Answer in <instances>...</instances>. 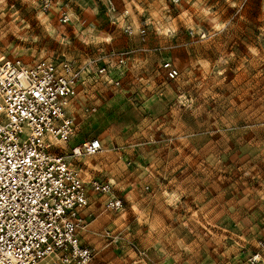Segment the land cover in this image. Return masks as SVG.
<instances>
[{"label":"rangeland","instance_id":"rangeland-1","mask_svg":"<svg viewBox=\"0 0 264 264\" xmlns=\"http://www.w3.org/2000/svg\"><path fill=\"white\" fill-rule=\"evenodd\" d=\"M113 1L108 15L104 0H0V57L95 60L120 76L102 86L92 73L84 103L111 105L79 114L106 132L86 158L122 202L101 204L91 263L248 264L264 240V0ZM126 51L121 67L108 58Z\"/></svg>","mask_w":264,"mask_h":264},{"label":"built area","instance_id":"built-area-1","mask_svg":"<svg viewBox=\"0 0 264 264\" xmlns=\"http://www.w3.org/2000/svg\"><path fill=\"white\" fill-rule=\"evenodd\" d=\"M41 1L45 10L52 6V0ZM103 6L108 15L117 11L113 0H104ZM58 20L68 23V12L60 11ZM124 32L131 34V26H124ZM128 53L108 58L121 67ZM109 67L95 60L76 65L42 58L28 64L0 57V264H91L94 250L80 239L92 221L90 213L84 214L87 191L105 196L104 210H121L109 182L84 180L72 163L100 153L98 138L71 147L67 154L61 151L74 134L67 110L77 88L92 73L119 85L111 80ZM162 67L168 78L177 76L169 60ZM95 110L86 107L84 112ZM247 261L264 264V240Z\"/></svg>","mask_w":264,"mask_h":264},{"label":"crops","instance_id":"crops-1","mask_svg":"<svg viewBox=\"0 0 264 264\" xmlns=\"http://www.w3.org/2000/svg\"><path fill=\"white\" fill-rule=\"evenodd\" d=\"M112 65H113L112 63L109 64V66H110L109 68H112ZM114 73H113V75L111 74V80H113L112 77L115 80H118V78L120 76L116 74L117 72L114 71ZM89 79H91V78H89ZM89 79H87L84 84L80 85L77 88V95L70 102V105H69L68 110H67L68 114L74 119L75 126H74L73 136L69 139L66 146H63V152L65 154H67L69 152L71 147L79 145L82 142L89 140V139H92V138H98L102 145L105 143L104 139L106 138L105 137L106 132H100L99 135H95L94 132H92V131L89 132L88 130L84 129V124L81 125V121L79 120V118H80L79 114L80 113L83 114L84 109L86 107H91V106H87L84 103L85 98L92 97V95L86 97V94L88 92L86 84L88 83L87 81ZM95 79L100 80L99 84L102 86H108V85L113 84V82L109 81L107 78L102 77V76H96ZM102 88H105V87H102ZM102 90H106V89H102ZM105 94H107V93H105ZM93 98H94V96H93ZM109 103H111V101L105 100L103 97V99H96L93 103V106H95V104H98V105H100V107H102V109L105 110L107 107H109V105H111ZM115 136H112V139ZM75 161H78L79 164L82 165L80 170L82 173V178L86 181L91 180L93 178L97 179V177L95 176L96 175L95 172L98 171L99 169H102V170L104 169V165L95 164V163H93L92 160H89V158H86V157L80 158V159L75 160ZM75 161H73L72 163H74ZM105 167L109 168L107 165H105ZM87 196H88V205L84 210V214L90 213L92 215V221L90 222L88 228L85 231H82L80 233V239L84 245L90 246V244H92V242L94 241V239H93L94 233L96 231H98L99 229H101L105 223H107L108 217L105 215L103 217H100L101 215L98 213L99 212L98 210H100V208H102L101 204L104 205L105 196H104L103 203H102L101 198L95 199L93 197V195L91 194V191H87ZM84 238H86V241H87L86 243L84 242Z\"/></svg>","mask_w":264,"mask_h":264},{"label":"snow or ice","instance_id":"snow-or-ice-1","mask_svg":"<svg viewBox=\"0 0 264 264\" xmlns=\"http://www.w3.org/2000/svg\"><path fill=\"white\" fill-rule=\"evenodd\" d=\"M93 147H96V145L94 144ZM62 155V154H61Z\"/></svg>","mask_w":264,"mask_h":264}]
</instances>
